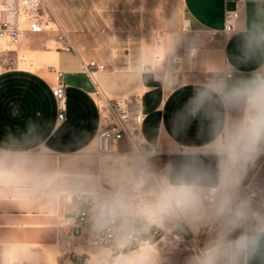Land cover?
Masks as SVG:
<instances>
[{
  "label": "clouds",
  "instance_id": "clouds-1",
  "mask_svg": "<svg viewBox=\"0 0 264 264\" xmlns=\"http://www.w3.org/2000/svg\"><path fill=\"white\" fill-rule=\"evenodd\" d=\"M234 4L231 52L202 58L181 29L141 38L120 69L137 85L190 88L150 131L118 143L110 130L39 114L4 129L0 206L43 217L56 242L23 239L8 216L0 264H60L69 253L66 264H264V0Z\"/></svg>",
  "mask_w": 264,
  "mask_h": 264
},
{
  "label": "crops",
  "instance_id": "crops-1",
  "mask_svg": "<svg viewBox=\"0 0 264 264\" xmlns=\"http://www.w3.org/2000/svg\"><path fill=\"white\" fill-rule=\"evenodd\" d=\"M57 11L61 25L70 32L76 51L58 43L59 30L31 32L26 30L17 47L16 67L0 72V135L6 127L23 128L29 118L53 121L66 128L100 130V114L96 93L102 91L112 97L138 95V104L132 105L131 124L142 114L141 129L145 132L155 126L162 116L167 118L186 98L190 88L166 89L161 83L148 80L137 85L127 72L120 71L132 63L141 38L149 44L164 40L169 31L193 30L198 55L210 58L222 50L232 51L228 37H213L211 30L224 27L225 0H50ZM174 28L165 30V22ZM187 47V41L181 45ZM29 68L20 67V60ZM83 62L104 66L91 79L83 70ZM24 67V66H23ZM180 78L186 75L181 65ZM65 86L67 110L65 120L58 121V110L52 89L57 74ZM18 111V115H13ZM68 139V135L63 137ZM123 143V142H122ZM8 216H18L20 235L25 240L55 243L54 233L44 228L43 217L30 209L17 210L0 206V228ZM52 239V240H49ZM68 256L60 264H66Z\"/></svg>",
  "mask_w": 264,
  "mask_h": 264
},
{
  "label": "built area",
  "instance_id": "built-area-1",
  "mask_svg": "<svg viewBox=\"0 0 264 264\" xmlns=\"http://www.w3.org/2000/svg\"><path fill=\"white\" fill-rule=\"evenodd\" d=\"M225 3L233 7H226L224 27L221 30H211L213 37H228L227 29L235 4L234 0H225ZM54 27L60 32L58 43L76 51L70 35L58 22L50 0H0V40L8 41L11 46L17 47L21 44L26 30L41 32ZM83 70L94 79L98 71L104 70V66L95 62H83ZM56 78L57 84L53 87L52 94L58 110V121L62 122L66 117L67 98L61 74L58 73ZM138 103V95L116 98L98 91L96 104L100 114V130L112 131L116 142L122 143L125 133L137 127L141 128L143 116L140 113L136 116V126L131 124L132 105Z\"/></svg>",
  "mask_w": 264,
  "mask_h": 264
},
{
  "label": "rangeland",
  "instance_id": "rangeland-1",
  "mask_svg": "<svg viewBox=\"0 0 264 264\" xmlns=\"http://www.w3.org/2000/svg\"><path fill=\"white\" fill-rule=\"evenodd\" d=\"M52 6V5H51ZM53 8V7H52ZM57 20L60 23V20L57 16V11L53 8ZM61 25V23H60ZM61 27L68 32V34L71 37V34L68 30H66L62 25ZM18 47V46H17ZM17 47H13L11 46L8 41L6 40H0V72L7 70V69H11L16 67L17 63H18V54H17ZM24 61H22V59L20 60V67L22 68H29V63L24 64ZM24 66V67H23Z\"/></svg>",
  "mask_w": 264,
  "mask_h": 264
}]
</instances>
